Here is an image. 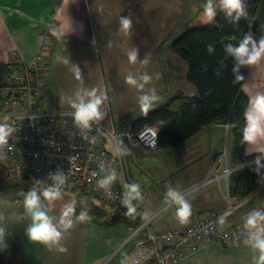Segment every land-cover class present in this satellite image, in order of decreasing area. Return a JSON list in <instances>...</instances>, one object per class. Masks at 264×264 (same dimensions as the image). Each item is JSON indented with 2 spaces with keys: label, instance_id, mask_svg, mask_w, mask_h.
Wrapping results in <instances>:
<instances>
[{
  "label": "crops",
  "instance_id": "crops-1",
  "mask_svg": "<svg viewBox=\"0 0 264 264\" xmlns=\"http://www.w3.org/2000/svg\"><path fill=\"white\" fill-rule=\"evenodd\" d=\"M105 2L106 0H0V84L8 80L11 67L16 65L18 59L26 63L32 59L42 31L47 29L52 38L46 54L48 91L51 78L50 63L59 49H74L78 44L104 36L102 26L107 22L104 19ZM190 2L198 7L197 13H200L205 0ZM216 6L219 10L218 0ZM261 36H264V16L255 38L259 40ZM242 89L249 98L257 93H264V61L249 67ZM173 90L184 93V90L176 85ZM120 143L126 167L128 166L131 177H135L134 183L140 185L142 199L133 201V204L143 214L155 212L168 199L166 193L170 188L179 193L191 189L184 196L192 205L189 221L213 212L221 215L219 227L225 228L229 225L245 224L247 214L252 210L264 212V184L246 198L237 199L230 196L228 178L221 177L219 180L203 182L214 173H222L226 166L233 167L231 154L234 136L228 124L206 125L184 142L160 148L159 150H170L168 153L173 151L175 156L169 160L152 157L148 163L143 160V165L153 166V169L150 172L141 170L143 175L139 176L133 173L131 166L139 168L142 163L140 158L135 159L131 152L132 147L144 148L127 138H122ZM123 148H126L128 154H124ZM156 148L159 147L150 150ZM260 151H264V141L257 146L245 144L246 155L260 154ZM94 198L100 200L99 202L109 203L95 196ZM174 207L176 209V205H173L159 213L150 222L151 228L182 227L184 224L176 218L175 209H171ZM45 210L58 221L62 209L50 207ZM166 211L168 212L164 218L155 221ZM0 214L4 216L2 223L6 228L7 244V248L0 249V253L9 264H126L128 259L138 257L137 243L142 234L134 233L135 216L116 215L118 220L111 224H104L102 217H94L90 222L81 223L75 220V216L80 214L75 211L72 218L74 226L65 233V239L62 241L67 252L61 253L29 241L25 229L31 220L23 207V199L3 197L0 201ZM140 218L137 217V221ZM91 230L99 232L98 236L106 233L107 253L101 256L93 254L97 245L93 237L87 236ZM245 242H229L222 245L215 241H201L194 251L171 264H253V258L258 257L259 252ZM145 245V253L154 246H161L150 241Z\"/></svg>",
  "mask_w": 264,
  "mask_h": 264
},
{
  "label": "built area",
  "instance_id": "built-area-1",
  "mask_svg": "<svg viewBox=\"0 0 264 264\" xmlns=\"http://www.w3.org/2000/svg\"><path fill=\"white\" fill-rule=\"evenodd\" d=\"M51 35L45 29L32 59L26 63L20 59L11 67L9 78L0 84V122H6L15 131L5 147L7 158L0 164L18 171L44 178L54 184L56 175L65 176L62 190L85 188L93 196L106 202L121 203L130 183L121 139L127 138L143 148L157 147L159 127L145 124L133 129L131 122L122 126L103 120L94 122L90 129L78 128L72 119V109L46 110L47 97L46 54L50 47ZM106 135L114 151H109ZM10 148V150H9ZM236 167H225L220 174L214 173L203 182L229 178ZM116 173L117 179L108 190L102 189L98 181ZM191 190V189H190ZM190 190L180 192L184 197ZM175 205L167 199L152 214L137 210L141 222L134 233L142 234L137 243L138 257L128 259L126 264H171L194 251L201 241H215L220 244L248 241L253 229L245 224L219 227L221 215L210 212L189 221L179 228L152 229L150 222L163 210ZM143 219V220H142ZM155 245L145 253L146 242Z\"/></svg>",
  "mask_w": 264,
  "mask_h": 264
},
{
  "label": "rangeland",
  "instance_id": "rangeland-1",
  "mask_svg": "<svg viewBox=\"0 0 264 264\" xmlns=\"http://www.w3.org/2000/svg\"><path fill=\"white\" fill-rule=\"evenodd\" d=\"M105 4L104 19L107 22L102 26L104 36L102 35L101 39L78 44L74 49L63 47L59 49L55 59L50 63L51 78L44 109H71L67 104L68 97L75 98L74 94L78 89L97 88L106 91L108 96L106 106L102 108L105 113L102 120L107 124L116 122L117 125L122 126L126 123L128 116L140 109L137 103L138 97L150 94L152 88L156 89L158 96L165 92H173L175 85L184 90L185 94L197 93L195 86L186 78L185 61L170 50L169 42L179 31L206 24L203 22L202 11L197 13L198 7L190 0H106ZM127 16H131L132 19V29L129 35L120 31L119 24L120 17ZM133 48L137 49L136 64H130L127 58V53ZM57 56L62 59L57 60ZM63 58H67L69 63H63ZM146 58L149 62L141 63ZM73 65H77L81 70L82 83L74 78ZM145 73L152 79L144 85L142 90L125 83V77L128 75L134 76L138 83H144L140 77ZM106 138L108 150L114 151L111 140L107 135ZM159 149L132 147L133 157L135 159L139 157L142 163L140 169L135 165L131 166L133 173L139 176L142 174L141 170L152 171L153 166L143 165L144 161L150 162L152 157L157 156L160 159L169 160L175 156L173 151L168 153L170 150ZM221 162L223 163V155ZM10 171L11 173H8L7 168L0 164V178L8 179L10 183L16 184L19 188L11 190L12 194L0 192V201L3 197L24 199L26 192L33 188L38 193H42L50 187L42 177L27 171L15 169H10ZM128 174L131 184L134 183V176L131 177L129 169ZM61 192L62 198L52 203L41 196L45 209L52 207L61 210L65 204L75 200L78 213L86 211L89 216L102 217L104 221H109L116 215L129 217L124 215L127 212L124 206L111 204V202H99L100 200L97 201L85 188H80L77 192H66L61 189ZM167 212L160 214L155 221L164 218ZM135 217L140 216L136 214ZM97 234L99 232L91 230L87 236L96 240L97 246L93 254L101 256L107 253L108 249L105 243L106 233L103 232L100 236Z\"/></svg>",
  "mask_w": 264,
  "mask_h": 264
},
{
  "label": "trees",
  "instance_id": "trees-1",
  "mask_svg": "<svg viewBox=\"0 0 264 264\" xmlns=\"http://www.w3.org/2000/svg\"><path fill=\"white\" fill-rule=\"evenodd\" d=\"M246 3L250 14L248 21L241 19L238 25H233L218 10L214 23L179 31L170 40V50L186 63V78L195 86L196 94L186 95L181 91L162 93L156 107L147 115L139 109L125 120H130L133 129L145 124L157 125L159 148L176 146L206 125L228 124L234 136L231 163L234 168L240 167L228 178L229 193L237 199L246 198L264 184V159L260 160L258 167L255 161L260 154L246 155V143L243 142L244 111L249 97L243 91L242 85L249 67L240 69L244 79L234 83L232 70L235 61L225 51L226 44L238 46L244 34L249 31L256 36L264 16V0H246ZM208 45L214 48L211 54L207 51ZM217 71L219 76L216 75ZM6 168L11 173L10 168ZM18 188L8 179L0 178V191ZM117 220L118 216H115L103 223L111 224ZM133 220L134 227L141 222V218L139 221L137 217ZM0 264H9L1 253Z\"/></svg>",
  "mask_w": 264,
  "mask_h": 264
},
{
  "label": "clouds",
  "instance_id": "clouds-1",
  "mask_svg": "<svg viewBox=\"0 0 264 264\" xmlns=\"http://www.w3.org/2000/svg\"><path fill=\"white\" fill-rule=\"evenodd\" d=\"M219 12L224 14V17L229 23L238 25L241 19L246 21L250 20L248 12V5L246 0H218ZM203 22L212 24L215 22L218 15L216 0H205L202 7ZM120 31L125 35H129L132 29L131 16L120 17L119 20ZM207 51L211 54L214 51L212 45L207 46ZM225 51L233 57L235 63L233 67V75L235 77L234 83L244 79L243 74L240 72L242 67L255 66L264 61V36L257 40L254 34L249 31L244 34L243 39L239 42L238 46H233L231 43L225 45ZM128 62L136 64L137 62V49L133 48L127 53ZM57 60L62 58L57 56ZM149 61L146 58L141 61L147 64ZM63 63L68 64L67 58H63ZM223 64V62H221ZM74 78L82 83L81 70L77 65L72 66ZM216 75H220L219 71ZM144 83H138L137 79L128 75L125 77V83L143 89L144 85L151 81L152 77L145 73L140 77ZM75 98L68 97L67 104L73 110L72 119L74 124L82 129L88 130L94 122L100 121L104 118L105 113L102 108L106 106L108 96L106 91L97 88L78 89ZM161 97L156 95V89L152 88L150 94H143L138 97V105L141 112L147 115L148 112L156 107ZM245 124L243 127V142L257 146L264 141V93H257L251 96L248 101V106L244 111ZM15 131L6 122H0V160L7 158L5 147L9 144V137ZM10 150V148H9ZM124 154H128L125 150ZM264 159V151H260V156L256 159V164L259 167L260 160ZM258 170V169H257ZM54 184L46 188L42 193L33 188L26 192L23 199V207L28 216H30L31 223L25 229V233L30 242L41 244L51 250L58 252H67V248L62 241L65 239V233L73 228V216L76 211V201L72 200L63 206L59 214L58 221L50 216L42 204L41 196L49 203H52L62 198L61 188L66 183V177L63 175H56L53 177ZM117 179L116 173L113 172L103 179L98 181L100 188L108 190L112 187ZM124 198L121 204L127 208L125 216L134 217L137 214V208L134 206L133 201L142 199L140 196V185L138 183L125 184ZM166 197L176 205L175 215L181 224H186L192 215V205L187 201L181 193L172 190L167 191ZM92 219L88 212H81L75 216V220L81 223L90 222ZM4 216L0 214V249L7 248L5 243L6 228L3 225ZM245 228L253 229L250 233L249 240L245 243L249 244L254 250H258L259 256L253 258V264H264V212L260 210H252L247 214L245 220Z\"/></svg>",
  "mask_w": 264,
  "mask_h": 264
}]
</instances>
